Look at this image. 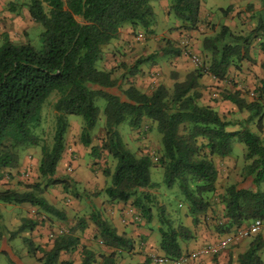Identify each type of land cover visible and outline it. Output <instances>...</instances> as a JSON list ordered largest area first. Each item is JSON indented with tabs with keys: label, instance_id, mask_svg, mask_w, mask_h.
Masks as SVG:
<instances>
[{
	"label": "trees",
	"instance_id": "16d2710c",
	"mask_svg": "<svg viewBox=\"0 0 264 264\" xmlns=\"http://www.w3.org/2000/svg\"><path fill=\"white\" fill-rule=\"evenodd\" d=\"M153 1L156 0H66V3L63 0H24L20 5L26 8L28 17L42 27L39 47L28 42L14 43L1 33L0 179L17 166L26 148L37 147L36 170L43 180V183L25 184L22 191L0 189V202L26 203L44 214L21 218L18 226L9 231V238L50 226L51 216L65 219L64 212L48 203L41 193L56 184L68 190L69 178L54 177L65 146L67 115L82 118L78 142L90 149L91 156L98 157L100 152H105L114 161L112 169L101 171L108 178L101 190L108 201H130L141 217L149 221L151 205L143 189L151 186L150 165L157 164L162 183L167 189L175 188L179 192L193 225L205 220L215 196L223 205L221 215L210 219L213 230L219 235L215 239L252 219L264 222V189L258 188V184L264 182V138L244 125L253 123L255 128H261L264 79L248 94L250 100L244 94L247 90L242 96L234 89L217 92V98L230 101L238 111L248 112L243 125L234 130L228 129L234 125L233 120L199 102L198 90L203 75L224 80L229 68L238 70L241 62L249 58L252 39L258 37V49L264 52V0H259L260 9L252 16L254 27L244 33L232 31L225 24L199 20L202 0H167L168 12L180 22L176 28L198 33L200 60L182 79H177L172 72L171 85L160 82L143 91L128 77L137 74L139 65L148 57L139 56L130 64L120 62L108 69L99 65L104 59V48L118 36L124 24L130 26V33L136 38L137 34L142 36V32H153ZM12 6L13 3H8L9 10H13ZM229 8H223V13ZM164 41L163 54H181L182 48ZM119 67L126 72H120ZM259 67L264 71V61ZM116 70L120 74H116ZM51 91L56 93L52 103L54 129L51 143L47 145L39 142L35 129L39 126L41 105ZM99 99L103 100V136L98 145H92L90 131L99 114L96 104ZM122 122L138 135L153 126L160 135L155 154L130 152L117 129ZM234 140L244 145L241 180L216 194L214 157L229 154ZM156 212L159 214L158 248L163 258L173 261L180 255L179 238L190 237L191 230L181 223L174 225L164 217L162 206H156ZM89 221L95 226L101 243L109 249L108 253L95 255L80 243V234L86 227L81 217L65 231L54 235L48 249L25 236H21V241L39 264H114L115 255L134 248L133 240L118 234L99 213H90ZM77 247L81 248L78 263L61 259V252H71ZM260 247L261 239L256 234L237 256V264H264L258 253Z\"/></svg>",
	"mask_w": 264,
	"mask_h": 264
},
{
	"label": "crops",
	"instance_id": "0c3cea01",
	"mask_svg": "<svg viewBox=\"0 0 264 264\" xmlns=\"http://www.w3.org/2000/svg\"><path fill=\"white\" fill-rule=\"evenodd\" d=\"M205 3L206 0H202L199 20L205 19L214 23L225 24L232 31L243 30L244 32V28H248V30L253 28L255 20L252 16L260 9L259 0H229L227 5L230 6V8L228 11L224 14L223 7H218V12L215 11L217 13L215 16L211 14V11L209 12L207 10ZM151 4L155 17L154 23L151 26L153 32L151 34H144L141 31L142 36L140 38L135 37L137 40L148 38V45L142 49V46L144 45L132 41L131 36H129L131 28L129 25L124 24L120 29L118 36L111 40L107 47L104 48V55L110 56V58L105 60L106 57L104 56L103 61L99 65L108 69L111 66L122 62L121 60H124L122 59V52L124 53L128 51H130L128 54H132L133 57H148L147 60L139 65L137 74L128 77L131 82H133L134 86L143 91L148 90L151 84L153 85L160 82L167 86L171 85L172 72L175 73L177 79H182L185 73L194 67V65L189 63V58L186 56L187 53L190 52L191 54H196L195 52H197L199 54L200 48L199 35L196 34V31L176 28L180 22L176 18L169 20L171 13L168 12L167 0H156L151 2ZM245 4L246 6H251L245 8ZM224 8H226V6ZM6 13L7 11L4 12V15H7ZM204 29L205 28H202L201 31H204ZM164 40H169L175 47L178 46L182 48L181 54L179 56H167L163 54L162 48H165ZM151 41L154 42L153 45H156L155 50L151 47ZM257 41L258 37L251 40L248 50L249 58L241 62L238 70L229 68L226 79L217 80L208 75H203L199 79L201 85L198 89L200 92L199 102L210 105L215 108L220 115H224L226 118L233 120L234 125L228 127L229 130L238 129L243 125L242 121L246 119L248 112L238 111L235 105L230 101L217 98V92L221 89H234L239 91V94L242 96V93L245 92L244 90H247L244 94L247 99L250 100L248 94H251L253 88L258 86L260 81L264 79V71L259 67L260 62L264 61V52L258 49ZM107 61H109V63ZM120 72H126V70L124 71V69H121ZM154 76L155 78H153ZM228 111L229 113H227ZM244 125L251 130L254 128V131H256L260 137L264 138V115L261 119L260 129L255 128L253 123ZM81 148L84 147H81L79 144L74 145L68 143L65 140V146L57 163L56 170L62 167V165H65L68 160V162L72 164V168H74L73 175L70 176V178L76 182V184L80 182L79 185L82 189L86 192H90L91 197L87 199V206L90 209L88 211L89 215L92 212L99 213L101 218L109 223L118 234H122L133 240L134 248L129 252H120L115 255L114 264H155L152 262V257L162 255V252L158 248L159 234L157 228L159 226V214L156 212V208L151 206L152 218L149 221H145L139 214L140 212L130 201H108L105 194L101 191L104 187L103 185L108 179L102 175V172H98L95 168L85 170L81 167L85 159H82L83 157L80 158L79 155H76L75 152H73V150L81 151ZM84 152L88 153L90 158L93 157L91 156L88 147H85ZM70 156L73 157L72 160L69 159ZM94 160L98 161L97 159ZM214 162L217 167V178L215 181L216 194L221 192L225 186L241 180L240 171L243 160L242 163H240L237 160L236 155L233 156L229 153L222 158L214 157ZM151 187L153 186H149L148 188H145V190H149ZM258 188L263 190L264 182L259 183ZM94 189L96 190L94 191ZM169 192L174 194L178 191L175 188L167 189L166 187L161 191L164 198L167 197ZM180 198L179 194L175 204L177 208L168 209L163 200L158 201V204H161L158 206H162V212L174 225L181 223L191 230L190 237H180L178 240L180 254L187 255L219 236L213 230L212 221L210 219L215 215H221L223 205L218 202L215 196L213 198L212 210H207L205 220L193 225L191 223V218L186 214L185 205L182 204ZM88 216L84 218L86 227L80 234V243L87 249L93 251L95 255L108 253L109 249L106 248L97 237L95 226L89 221ZM24 217L35 218L34 215L27 214ZM7 228L9 229L10 227L7 226ZM26 233L29 235L26 236ZM32 233L33 232L25 231L24 234H19V237H28L33 243V238L36 240L44 239L43 236L40 239L38 237H33V235H31ZM57 233L58 231L55 230L54 234L56 235ZM48 236L50 238L48 237L49 239H47V245H41L44 249L50 247L54 237V235L50 233ZM258 236L261 239V247L259 248L258 253L264 262V233H259ZM3 238H5L4 235ZM7 238H9V236ZM253 238L254 235L242 238L215 255L199 254L196 257H189L181 264H237V256L247 248ZM26 248L27 247L21 248L20 253L29 255ZM80 252L81 248L77 247L71 252H61L60 257L63 260H72L73 263H78L81 256ZM123 254H125V256H123ZM147 258L148 261L145 262V259ZM163 264L173 263L166 262Z\"/></svg>",
	"mask_w": 264,
	"mask_h": 264
},
{
	"label": "rangeland",
	"instance_id": "374dc122",
	"mask_svg": "<svg viewBox=\"0 0 264 264\" xmlns=\"http://www.w3.org/2000/svg\"><path fill=\"white\" fill-rule=\"evenodd\" d=\"M23 1L24 0H0V36L1 33H4L8 36L9 40L13 41L14 43L28 42L37 48L39 47L40 43L39 33L42 30V27L39 24L30 20L26 8L20 5V3ZM63 1L66 3V0ZM228 1L229 0H206L205 6L209 12L211 11V14L216 16V12H218L217 8H224L225 6L227 7ZM8 3L14 4V6H12L13 10H9ZM244 7L246 8V4L244 5ZM6 11L7 15H4V12ZM173 18V15L170 14L169 20H173ZM246 30H248V28H244V32H246ZM235 32H243V30ZM196 34L198 35V33ZM129 36H131L132 41H134L135 43L144 45L142 46V49L143 47H146L149 43L148 38L137 40L135 39V34L133 33H130ZM151 42V47L155 50L156 45H153V41ZM129 52L130 51L124 53L122 52V59L124 60L121 61L125 64L133 62V60L137 58L133 57L132 54H128ZM195 53L196 54L194 55L197 57L199 62L200 54H198L197 52ZM104 56L106 57L105 60H108V58H110V56ZM188 61L190 64L194 65V63L191 62L190 59H188ZM107 62L109 63V61ZM121 69L123 70V68H120V71ZM117 73H119V70H116V74ZM55 96V91H51L43 101L41 105L39 126H37L35 129V132L39 136V142H43L47 145H50L51 143V136L54 129V111L52 109V103L55 100ZM96 104L99 107V114L95 126L90 131L92 145H98L100 143L101 137L103 136V100H97ZM227 113H229V111ZM67 120L68 127L65 131L64 139L68 143H72L74 145L79 144L78 134L82 125V118L77 115H67ZM117 129L125 147L134 154L148 152L153 155L158 149V139H160V135L153 126H151L150 129L147 128L148 131L142 135H138L135 131L130 130L125 122L120 123ZM84 150L85 147L81 148V151L73 150L76 155H79L80 158L83 157L82 159H85V161L81 165L83 169L87 170L89 168H95L100 173L104 168L112 169L114 161L110 157H108L105 152H100L98 157L90 158L89 154L84 152ZM230 153L233 156L236 155L237 160L242 163L244 145L234 140L231 144ZM38 159L39 149L37 147L26 148L20 154L17 166L15 168L10 169V173L4 175L0 179V189L14 188L19 191H22L25 189V184L34 183L36 181H40V183H43V180L41 179V177L38 176L36 170ZM69 159L72 160L73 157L70 156ZM94 159H97L98 161H95ZM72 167V164L67 160L66 164L58 168V170H56L54 174V177L56 178H69V186L67 188V192L64 191L59 184H56L47 187L41 193V195L46 199L48 203L52 204L57 209L64 212L65 219L58 220L51 216L53 219L50 222V226L46 228L40 227L38 230L33 231V233L31 234L33 235V237H38L39 239L42 236L44 237L43 240H36L35 238H33L34 244L37 243L39 245L46 246L48 243L47 239L50 238L48 236L49 233L55 235L54 231L59 228L62 229V231H65L67 227L69 225H72L77 219H79L80 217L85 218L89 215L88 211L90 209L87 206V199L91 197L90 192H86L85 190H83L82 187L79 185L80 182L76 184V182H74L70 178V176H72L74 172V168ZM148 172L149 181L151 183V186L153 187H151L149 190L143 189V191L147 192L149 195V204L156 208V206L161 205L158 204V201L163 200V202L166 203L168 209L177 208L175 204L179 192H175L174 194L169 192L166 198H164L163 194L161 193V191L165 188V185L162 183V174L160 167L157 164H151L148 169ZM95 190L96 189H94V191ZM72 192L77 193V195L73 197ZM41 213V211H39L35 207H31L26 203L7 204L0 202V264H39L36 260H34V258L30 254H21L20 249L26 247L27 245L21 241V238L19 236L7 238V232L14 230L20 223V219L23 218L26 214L34 215L36 218L39 216L38 214L41 215ZM163 215L164 217H166L165 214ZM42 216H44L43 213ZM58 221L61 223H59ZM7 226L10 228L8 229ZM22 234H24V232L20 233V235ZM3 235L5 238H3ZM28 235L29 234L26 233V236ZM37 254H39V252H36V255ZM123 256H125V254H123Z\"/></svg>",
	"mask_w": 264,
	"mask_h": 264
},
{
	"label": "built area",
	"instance_id": "2783aa9c",
	"mask_svg": "<svg viewBox=\"0 0 264 264\" xmlns=\"http://www.w3.org/2000/svg\"><path fill=\"white\" fill-rule=\"evenodd\" d=\"M141 34H137V38H140ZM187 56H189V59L193 63H197L198 59L194 54H191L190 52L187 53ZM143 128H146L145 126ZM153 160H155V157H153ZM58 233L62 232V229H57ZM259 233H264V222L260 219H252L246 224H243L239 227H236L232 231L223 234L219 238L205 243L204 245L200 246L199 248L193 250L191 253L184 255L180 254L176 259L173 261H167L162 256H153L152 262L155 264H163L166 262H171L173 264H181L189 257H196L199 254H208V255H214L228 247L229 245L235 243L236 241L249 237L252 235H256Z\"/></svg>",
	"mask_w": 264,
	"mask_h": 264
},
{
	"label": "water",
	"instance_id": "95a60500",
	"mask_svg": "<svg viewBox=\"0 0 264 264\" xmlns=\"http://www.w3.org/2000/svg\"><path fill=\"white\" fill-rule=\"evenodd\" d=\"M79 21H80V22L82 21V16L79 17Z\"/></svg>",
	"mask_w": 264,
	"mask_h": 264
}]
</instances>
